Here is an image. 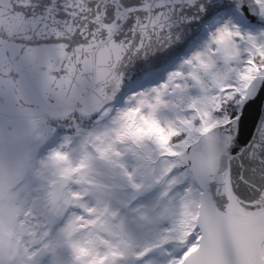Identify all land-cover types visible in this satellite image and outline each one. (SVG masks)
Masks as SVG:
<instances>
[{
  "label": "snow or ice",
  "instance_id": "6c2138e0",
  "mask_svg": "<svg viewBox=\"0 0 264 264\" xmlns=\"http://www.w3.org/2000/svg\"><path fill=\"white\" fill-rule=\"evenodd\" d=\"M0 264H264V0H0Z\"/></svg>",
  "mask_w": 264,
  "mask_h": 264
}]
</instances>
